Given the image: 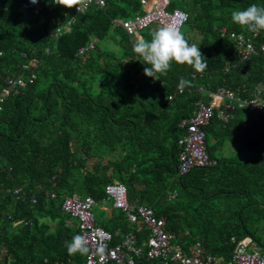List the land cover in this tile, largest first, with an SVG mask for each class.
<instances>
[{
    "label": "trees",
    "instance_id": "obj_1",
    "mask_svg": "<svg viewBox=\"0 0 264 264\" xmlns=\"http://www.w3.org/2000/svg\"><path fill=\"white\" fill-rule=\"evenodd\" d=\"M178 2L187 13L181 31L189 44L200 46L207 67L196 72L173 62L153 79L144 75L148 65L133 52L134 35L114 22L142 13L140 0H105L104 7L91 5L83 12L49 0H0V93L9 78L26 77L31 70L36 75L33 82L12 87L0 108V256L6 262H83L87 254L69 255L65 247L79 229L62 211L63 197L91 196L97 212L110 183L123 184L130 203L163 217L165 229L186 252L200 242L226 262L234 249L232 236L249 237L264 249V111L221 101L220 108L234 106L228 121L215 109L204 127L214 163L178 171L181 122L196 112L198 102L214 101L213 94L225 87L243 100L258 89L264 103V30L254 34L231 19L233 11L264 6V0ZM174 8L171 1L168 9ZM72 17L53 33L54 22L64 26ZM159 27L139 34L150 39ZM222 28L252 37L258 53L242 61L230 58L235 42ZM91 42L93 47L80 54ZM181 78L191 81L183 92ZM223 141L232 146L227 154L217 152ZM97 224L112 233L113 243L133 232L146 248L145 225L130 223L120 209L113 207ZM135 264L158 262L140 257Z\"/></svg>",
    "mask_w": 264,
    "mask_h": 264
},
{
    "label": "built area",
    "instance_id": "obj_2",
    "mask_svg": "<svg viewBox=\"0 0 264 264\" xmlns=\"http://www.w3.org/2000/svg\"><path fill=\"white\" fill-rule=\"evenodd\" d=\"M52 1V0H49ZM172 0H140L144 11L126 19H116L114 22L120 25L127 34L135 35L139 31L156 24L158 26L174 25L182 28L187 19V13L180 8L169 10V4ZM149 4V5H148ZM91 5L104 7L105 0H88L87 6L82 9L83 12ZM74 11L78 12L75 7ZM22 10H27V3L21 4ZM40 7L35 5L33 12L38 13ZM73 21V17L67 21V24L53 23V33L59 34ZM258 32V31H257ZM221 34H228L235 42L236 49L229 57L239 61L248 59L251 55L258 53V48L250 36L240 33L229 32L225 28L221 29ZM256 34V32H254ZM93 47L91 42L88 46L79 49L83 53ZM264 51V46H261ZM36 60L33 59V66ZM28 68L27 65L23 66ZM36 75L34 70L29 71L26 77L16 76L8 79L7 86L0 93V108L3 99L9 94L14 86H24L28 82H33ZM259 90L255 92V97L249 100H243L233 91L225 87H220L213 96L214 101L208 104L197 103L196 112L188 119H184L181 125L185 127L184 135L178 140L179 167L180 174L187 173L194 167H202L213 164L206 149V134L204 127L207 126L214 115V110L218 109V116L223 121H228L229 112L234 106L230 103L224 108H220L221 101L230 100L235 102L238 107H246L249 110L264 111V103L258 98ZM171 98V96H169ZM106 200L111 201L114 208L122 210L130 223L141 221L148 230L146 248L138 245L133 232L123 234L120 241L113 243V235L96 223L93 207L96 201L88 196L81 198L73 194L63 197L61 209L64 213L73 218L78 226L79 235L85 236L89 241V252L86 259L81 263L69 264H135L137 259L145 257L149 260H156L158 264H222L212 254L206 252L200 242L192 245L191 251L186 252L181 244L176 241V236L165 229V219L154 214L151 207L146 205H137L129 202L127 198L126 187L123 184L110 183L105 186ZM16 198L20 196V188L13 190ZM51 199L56 197L54 192H50ZM173 198L174 196H170ZM32 203H36V197L31 198ZM234 249L231 258L225 264H264V249L257 248L252 244L249 237L237 238L231 237ZM104 246V253L100 255L96 249L98 245ZM250 247V250H249ZM0 264H10L0 256ZM53 264H65L61 261H54Z\"/></svg>",
    "mask_w": 264,
    "mask_h": 264
},
{
    "label": "clouds",
    "instance_id": "obj_3",
    "mask_svg": "<svg viewBox=\"0 0 264 264\" xmlns=\"http://www.w3.org/2000/svg\"><path fill=\"white\" fill-rule=\"evenodd\" d=\"M30 2L36 4L38 0ZM52 3L67 9L75 7L80 12L87 6L88 0H52ZM231 19L248 31L264 30V6L252 4L244 10H235ZM132 49L148 65L144 68V75L153 79L157 74H166L173 62L177 65H188L196 72H203L207 67L200 46L189 44L180 28L174 25H163L153 30L150 39L138 37ZM186 87H191V81L181 78L178 90L183 92ZM65 247L69 255H86L89 252V241L85 236L76 235L70 242L65 241ZM96 251L103 255L104 246L98 245Z\"/></svg>",
    "mask_w": 264,
    "mask_h": 264
},
{
    "label": "crops",
    "instance_id": "obj_4",
    "mask_svg": "<svg viewBox=\"0 0 264 264\" xmlns=\"http://www.w3.org/2000/svg\"><path fill=\"white\" fill-rule=\"evenodd\" d=\"M149 2H151V0H149ZM149 5V4H148ZM134 37L137 39L138 37H140V34H139V32L138 33H136L135 35H134ZM212 141H214V139H212ZM228 147H232L231 146V144H230V142L229 141H223V143H222V147H220L219 149H218V151L217 152H229V150L227 149ZM227 153H225V154H227ZM112 208H113V205H112V202L109 200V201H105L104 203H102V204H100V205H98L97 207H96V210H98L97 211V214L99 215V216H103L104 217V219L106 220L107 218H109L110 216H111V211H112ZM123 236V235H122ZM216 259H218V258H216ZM220 260V259H219ZM229 261V260H228ZM220 262L222 263V264H225L226 262H222L221 260H220Z\"/></svg>",
    "mask_w": 264,
    "mask_h": 264
},
{
    "label": "rangeland",
    "instance_id": "obj_5",
    "mask_svg": "<svg viewBox=\"0 0 264 264\" xmlns=\"http://www.w3.org/2000/svg\"><path fill=\"white\" fill-rule=\"evenodd\" d=\"M172 1L175 2V3H176V7L179 8V6L177 5V3H179V2H178L179 0H172ZM216 156H217V157H220L221 155L216 154ZM76 194L79 195V196L82 197V198L84 197L83 193H81V192H76ZM93 213H94V217H95V220H96L97 223H99V221H101V220L104 219L103 216H99V215H97V212L95 211V208L93 209ZM249 250H250V247H249Z\"/></svg>",
    "mask_w": 264,
    "mask_h": 264
}]
</instances>
